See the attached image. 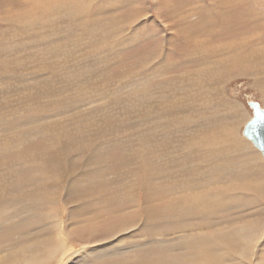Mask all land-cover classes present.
Instances as JSON below:
<instances>
[{
  "label": "rangeland",
  "instance_id": "1",
  "mask_svg": "<svg viewBox=\"0 0 264 264\" xmlns=\"http://www.w3.org/2000/svg\"><path fill=\"white\" fill-rule=\"evenodd\" d=\"M250 100L264 108V0H0V145H9L0 146V198L13 209L1 211L0 257L42 244L24 261L43 264L58 220L76 241L53 264H109L150 247L167 256L156 244L198 232L183 227L178 196L214 187L226 209L206 232L263 223L264 198L241 187L251 168H222L230 129L244 137ZM196 181L201 189H183Z\"/></svg>",
  "mask_w": 264,
  "mask_h": 264
},
{
  "label": "bare ground",
  "instance_id": "2",
  "mask_svg": "<svg viewBox=\"0 0 264 264\" xmlns=\"http://www.w3.org/2000/svg\"><path fill=\"white\" fill-rule=\"evenodd\" d=\"M40 4V3H39ZM38 4H36V6H37ZM240 5V4H239ZM228 6V5H227ZM38 8V7H37ZM223 8H225L224 6H223ZM228 10V9H227ZM232 10V9H231ZM51 13V12H50ZM230 14V13H229ZM232 14V13H231ZM234 15V14H233ZM25 16H27V15H25ZM230 16H232V15H230ZM216 17V16H215ZM222 17H224V16H222ZM218 18V17H217ZM228 18V17H227ZM219 19H221V18H219ZM22 28V27H21ZM201 46V45H200ZM214 50V49H213ZM42 52V51H41ZM227 58V57H226ZM210 66V65H209ZM207 67V66H206ZM209 68V67H208ZM40 70V69H39ZM35 71V70H34ZM40 72V71H39ZM186 77V76H185ZM8 80V79H7ZM258 81V80H257ZM146 91V90H145ZM221 95V94H220ZM231 104V103H230ZM165 106V105H164ZM232 106V105H231ZM231 108V107H230ZM238 108V107H237ZM187 109V108H186ZM166 110V109H165ZM172 111V110H171ZM234 111V110H233ZM166 112V111H165ZM242 112V111H241ZM218 113V112H217ZM230 113V112H229ZM218 114H220V113H218ZM244 114V113H243ZM235 115H239V112L238 113H235L234 112V115L233 116H235ZM219 116V115H218ZM227 116V115H226ZM241 118H244V116L242 117V115H241ZM153 119V118H152ZM224 119V118H223ZM159 120V119H158ZM216 120H217V118H216ZM201 121H203V120H201ZM226 121V120H225ZM217 123H218V121H217ZM229 123V122H228ZM232 123V122H231ZM214 124V123H213ZM221 124V123H220ZM164 125V124H163ZM171 125V124H170ZM236 125V124H235ZM215 126V125H214ZM218 127V126H217ZM229 127V126H228ZM232 127H234V125H232ZM209 128V127H208ZM220 128V127H219ZM174 129V128H173ZM226 129V128H225ZM228 130V129H227ZM236 130V129H235ZM235 130H234V128H231L230 129V131H229V134H228V137H227V139L226 140H228V145H230V146H228V148L230 147L231 149H230V151L228 152V153H226L225 152V154H226V156H225V158L228 160V161H224V162H227L226 164H223V166L224 167H222V168H227L226 169V171H227V173L229 174L230 173V168H231V170L232 171H234L233 170V168L234 169H237L238 167L239 168H241L242 170L243 169H245V168H248V167H250L251 169H250V171H248V174H249V176H247V177H244L243 179H245V180H247V181H245L244 183H243V185L241 186L243 189H245L246 187L248 188V189H250V191L251 192H253V193H257V194H259L262 198H264V161H263V158H264V156L262 155V157L263 158H261L260 156H259V154L258 153H256L254 150H252L251 149V145H253V143L250 141V144L251 145H248V139L246 138V137H241L240 139H237V137H236V134H235ZM226 133H228V132H226ZM224 135V134H223ZM2 139H4V138H2ZM7 139V138H6ZM247 139V141H245ZM224 140V139H223ZM88 141V140H87ZM136 141H137V139H136ZM201 141V140H200ZM0 142H2V141H0ZM222 142V141H221ZM5 143V141L0 145V146H2L3 144ZM7 143H9L8 141H7ZM142 143V142H141ZM204 143H206V142H204ZM226 143H227V141H226ZM11 144V143H10ZM72 145V144H71ZM225 145V144H224ZM4 146H5V144H4ZM3 146V147H4ZM7 146H9L8 144H7ZM7 146H5V148L7 147ZM2 147V148H3ZM220 147V146H219ZM253 147V146H252ZM255 147V146H254ZM10 148V147H9ZM227 148V147H226ZM225 148V149H226ZM258 149V148H257ZM259 150V149H258ZM19 151V150H18ZM67 151H71V149L70 150H67ZM67 151H65L66 153H68ZM96 151V150H95ZM242 151V152H244V151H247V152H251V151H253V154H254V158H253V156H252V158L249 160V162H248V164L247 165H242V164H238V160L236 159V157H238V156H240V154H245V153H240V152ZM261 152V151H260ZM218 153H219V151H218ZM252 153V152H251ZM69 154V153H68ZM71 154V153H70ZM91 154V153H90ZM98 154H99V152H98ZM201 154V153H200ZM221 154V153H220ZM219 154V155H220ZM50 155V154H49ZM49 155H47V156H49ZM67 155V154H66ZM92 155V154H91ZM246 155V154H245ZM59 156V155H58ZM222 156V155H221ZM34 157V156H33ZM66 157V156H65ZM87 157H89V156H87ZM91 157H93V155L91 156ZM95 157H97V155L95 156ZM215 157V156H214ZM217 157H218V155H217ZM220 157V156H219ZM46 158H48V157H46ZM45 158V159H46ZM69 158V157H68ZM71 158V157H70ZM221 158V157H220ZM220 158H218V159H220ZM240 158H242V157H240ZM247 158V157H246ZM49 159V158H48ZM48 159H46V160H48ZM65 159V158H64ZM93 159V158H92ZM50 160V159H49ZM59 160V159H58ZM74 160V159H73ZM94 160V159H93ZM97 160V159H96ZM235 160L237 161V163H234L235 162ZM75 161V160H74ZM89 161V159L87 160V162ZM139 161V160H138ZM45 162V161H44ZM43 161H42V163H44ZM52 162V161H51ZM58 162V161H57ZM79 162V161H78ZM7 163V162H6ZM52 163H54V161L52 162ZM56 163V162H55ZM239 163H241V162H239ZM5 164V163H4ZM22 164V163H21ZM57 164V163H56ZM56 164H54V165H56ZM88 164H90V163H88ZM94 164V163H93ZM96 164V163H95ZM95 164L93 165V167H95ZM3 165V164H2ZM23 165V164H22ZM46 165V164H45ZM60 165V164H59ZM206 165V164H205ZM46 166H49L48 165V163H47V165ZM58 166V165H57ZM72 166H75V167H73L72 168V170H74V169H77V167H78V165L77 164H72ZM85 166H88V165H85ZM13 167V166H12ZM52 167V166H51ZM55 167L56 166H54V169H55ZM67 167V166H66ZM201 167V166H200ZM219 167V166H218ZM22 168V167H21ZM28 168V167H27ZM38 168V167H37ZM45 168V167H44ZM88 168H91V167H89L88 166ZM212 169H214V170H216L215 169V167H211ZM48 169V168H47ZM58 169V168H57ZM56 169V170H57ZM186 169V168H185ZM202 169V168H201ZM41 170V169H40ZM49 170V169H48ZM51 170V169H50ZM56 170H54L55 172H56ZM59 170V169H58ZM63 170V169H62ZM69 170V169H68ZM67 170V171H68ZM71 170V171H72ZM89 170H91V169H88V170H86V172L88 171L89 172ZM60 171V170H59ZM181 171V170H180ZM187 171V170H186ZM58 172V171H57ZM65 172V171H64ZM69 172H70V170H69ZM95 172L97 173V171L95 170ZM79 173V172H78ZM197 173V172H196ZM213 173V172H212ZM39 175H41V174H39ZM81 175L83 176V174H82V172H81ZM87 174H85V176H86ZM91 175H94V174H92L91 173ZM90 175V176H91ZM160 175V174H159ZM207 175H209V174H207ZM207 175H205L206 177H208ZM15 176V175H14ZM54 176V175H53ZM58 176H59V174H58ZM61 176V175H60ZM89 176V175H88ZM213 177L214 179L213 180H215V179H217L216 177H214V176H212V175H209V177ZM8 177V176H7ZM55 177V176H54ZM210 177V178H211ZM0 178H1V176H0ZM86 178V177H85ZM89 178V177H88ZM98 178V177H97ZM25 179V178H24ZM37 179V178H36ZM69 179H71V178H69ZM87 179V178H86ZM89 179H91V178H89ZM22 180V179H21ZM97 180V179H96ZM95 180V181H96ZM252 180H254V182H251ZM3 181V180H2ZM1 181V182H2ZM70 181V183L69 184H67V185H69V188H67L66 186H65V188H67V189H72L73 188V186L75 185V183H76V180L75 179H72V180H69ZM89 181V180H88ZM100 181V180H99ZM20 182V181H19ZM30 182V181H29ZM64 182V181H63ZM190 182V181H189ZM197 182V181H196ZM216 182V181H215ZM67 183V182H66ZM89 182H87V184H88ZM91 183V182H90ZM100 183V182H99ZM104 183V182H103ZM18 184V183H17ZM52 184V183H51ZM78 185H80V183L78 182L77 183ZM85 184H86V182H85ZM84 183L82 184V186H84L85 185ZM86 184V185H87ZM109 184V183H108ZM196 185H190V187L188 188L187 187V183L186 184H184L185 186H184V190H189V189H201L203 186L202 185H200V183L199 182H197V183H195ZM215 184V183H214ZM238 184V183H237ZM24 185V184H23ZM39 185H40V183H39ZM90 185V184H89ZM97 185V184H96ZM189 185V184H188ZM227 185V184H226ZM45 186H47V185H45ZM77 186V185H76ZM223 186V185H222ZM230 186H231V184H230ZM229 186V187H230ZM237 186V185H236ZM24 187V186H23ZM40 187H43V186H40ZM87 187V186H86ZM46 188V187H45ZM64 188V189H65ZM81 188V187H80ZM79 188V189H80ZM188 188V189H187ZM242 188H241V190H242ZM37 189H38V187H37ZM40 189V188H39ZM43 189V188H42ZM87 189V188H86ZM96 189V188H95ZM100 189V188H99ZM105 189V188H104ZM182 189V190H183ZM211 188H209V190H210ZM225 189V188H224ZM227 189V188H226ZM240 189V188H239ZM49 190H51V189H49ZM66 190V189H65ZM89 190V189H88ZM101 190V189H100ZM207 191V193L206 194H193V193H191V194H182V195H180V196H178V197H180L179 198V201H178V208H179V210H182L183 211V215H186V217L187 218H189L190 220H186V219H184V220H186V221H189L188 223L189 224H187V225H184L183 227H193L194 225L196 226V228H198V232H194L193 234H191L190 233V235H188V234H184L183 235V237L180 239V240H178V241H176V242H174V241H170L169 240V242H172L173 244H171L170 246H167V244H165V246H167V249H164V248H162L163 247V245L164 244H156V247L154 248V249H156V250H158V249H162L164 252H169V254L167 255V256H165V254H162V255H164V256H159V257H155V256H150L151 255V253L153 254V252H150L152 249H151V247L150 248H145L144 250H140V251H134L132 254H130V253H128V251H122L123 253H124V256L123 257H117L120 253H118L117 255H116V252L114 251L115 250V248L114 249H112L111 251L112 252H108V253H102V252H99V253H101L99 256H98V259H102V258H104V261L106 260V259H108V258H113L112 256L113 255H116V256H114L115 258H113V262L111 261L109 264H264V256H261V248H259L258 247V245H260L259 243H261V241L264 239V222L263 223H261V224H258V225H256V226H252V227H250V226H246V225H244V224H239L238 226H235V227H230L232 230H233V232L232 233H227L226 232V230L227 231H230L231 229H224L223 230V232H221V233H219L220 231H207L206 232V230L205 229H209V228H214V226L216 225H214V223H213V219H212V217H214V216H216L217 214L216 213H219V211H221V210H225L226 209V204H225V206H224V203L222 204L221 202H219L218 200H217V198H216V194H217V192L219 193L220 192V188H218V187H214L213 188V190L211 189V191H213V194H214V196H215V198H209V193L211 192V191ZM263 190V191H262ZM31 191H32V189H31ZM79 191V190H78ZM86 191V190H85ZM249 191V192H250ZM262 191V192H261ZM61 192V191H60ZM238 192V191H237ZM16 193H17V191H16ZM55 193V192H54ZM59 193V192H58ZM80 193V192H79ZM85 193V192H84ZM83 193V191H82V194H84ZM94 193V192H93ZM1 194V193H0ZM9 194H11V193H9ZM76 194V193H75ZM78 194V193H77ZM8 195V194H7ZM70 195V194H69ZM190 195V196H189ZM25 196V195H24ZM31 196V195H30ZM35 196V195H34ZM87 196V195H86ZM19 197V196H18ZM152 197V196H151ZM185 197V198H184ZM21 198V197H20ZM147 198V197H146ZM16 199V198H15ZM25 199H26V196H25ZM137 199V198H136ZM135 199V200H136ZM208 199V200H207ZM8 200H10L9 198H8ZM17 200V199H16ZM22 200V199H21ZM21 200H19L20 202H21ZM38 200V199H37ZM43 200V199H42ZM77 200H79V199H77ZM106 200V199H105ZM205 200L207 201V202H205ZM228 200V199H227ZM229 200H231V198L229 199ZM13 200H11V204L13 205V202H12ZM23 201V200H22ZM25 201V200H24ZM23 201V202H24ZM30 201V200H29ZM32 201V200H31ZM75 201V200H74ZM38 202V201H37ZM93 202V201H92ZM96 202V201H95ZM148 202V201H147ZM151 202V201H150ZM177 202V201H176ZM209 202V204H205V205H202L203 203H208ZM16 203H18L17 201H16ZM16 203H15V205H16ZM22 203V202H21ZM39 203V202H38ZM45 203V202H44ZM78 203V202H77ZM229 203V202H228ZM19 204V203H18ZM17 204V205H18ZM24 204V203H23ZM95 204V203H94ZM3 205H5V206H7V210H8V208H9V211H11V210H13V209H11L10 210V204L9 203H7L5 200H2L1 198H0V226L2 225V221L1 220H5L6 218H5V216L3 217V215L1 214V211L2 210H4L5 208L3 207ZM8 205L10 206V207H8ZM14 205V206H15ZM21 205V204H20ZM45 205V204H44ZM79 205H80V202H79ZM164 205H165V203H164ZM19 206V205H18ZM39 206V205H38ZM63 206V205H62ZM81 206H82V204H81ZM90 206H91V203H90ZM94 206V205H93ZM167 206V204L163 207V208H165ZM228 206V205H227ZM24 207H26V206H24ZM24 207H22V208H24ZM41 207H42V204H41ZM80 207V206H79ZM84 207V206H83ZM4 208V209H3ZM14 208V207H13ZM21 207H20V209H22ZM36 208V207H35ZM191 208V210L190 211H192L193 213H190V211H189V209ZM259 208V207H258ZM19 209V210H20ZM43 209V208H42ZM76 209V208H75ZM79 209V208H78ZM81 209V208H80ZM83 209H85V208H83ZM149 209V208H148ZM177 209V208H176ZM176 209L174 208V209H172V213L175 215L176 214ZM32 210V209H31ZM36 210V209H35ZM164 210V209H163ZM162 210V211H163ZM194 210V211H193ZM26 212H27V210H25ZM28 211H30V210H28ZM33 211V210H32ZM31 211V212H32ZM75 212L77 211H79V210H74ZM150 211H152V210H150ZM156 211V210H155ZM243 211V210H242ZM6 212H8V211H6ZM16 212V211H15ZM14 212V213H15ZM19 212V211H18ZM17 212V213H18ZM21 212V211H20ZM30 212V213H31ZM75 212H73V213H75ZM142 212V211H141ZM153 212H154V210H153ZM166 212H167V210H166ZM171 212V211H170ZM4 213H5V211H4ZM9 213V212H8ZM17 213H15L16 215H17ZM33 213V212H32ZM31 213V214H32ZM71 214H72V212H70ZM157 213H161V212H157ZM6 214V213H5ZM27 214V213H26ZM31 214H28V215H31ZM35 214V213H34ZM70 214V215H71ZM83 214V213H82ZM143 214V213H142ZM148 214H150V213H148ZM156 214V213H155ZM170 214V213H169ZM169 214H165V215H169ZM182 214V213H181ZM180 214V215H181ZM231 214V213H230ZM6 215H8V218L10 217L9 216V214H6ZM10 215H13V212H12V214H10ZM22 215H24V214H22ZM152 215V214H151ZM162 214H159V216H161ZM238 215V214H237ZM39 216V215H38ZM82 216V215H81ZM157 216V215H156ZM155 216V217H156ZM175 216H177V215H175ZM174 216V217H175ZM12 217V216H11ZM28 218H29V216H27ZM26 217V218H27ZM45 217V216H44ZM79 217V216H78ZM77 217V218H78ZM169 217V216H168ZM173 217V216H172ZM228 217V216H227ZM14 218H15V215H14ZM17 218V217H16ZM25 218V219H26ZM31 218V217H30ZM29 218V219H30ZM80 218V217H79ZM216 218V217H215ZM220 218V217H219ZM218 218V219H219ZM225 218V217H224ZM12 219V218H11ZM18 219V218H17ZM24 218H23V220H25ZM42 219V218H41ZM149 219H151V218H149ZM217 219V218H216ZM242 219V218H241ZM9 220H10V218H9ZM12 220H14V219H12ZM11 220V221H12ZM23 220H21V222L23 221ZM27 220V219H26ZM35 220V219H34ZM33 220V221H34ZM40 220V219H39ZM47 220V219H46ZM137 220H139L138 218H137ZM154 220V219H153ZM220 220V219H219ZM225 220V219H224ZM6 221H7V219H6ZM18 221V220H17ZM16 221V219H15V222H17ZM28 221V220H27ZM27 221H25V222H27ZM44 221V220H43ZM78 222H79V220H77ZM183 221V220H182ZM221 221V220H220ZM240 221V220H239ZM8 222H10V221H8ZM8 222H5V223H8ZM19 223H17V224H20L21 222L20 221H18ZM29 222V221H28ZM27 222V223H28ZM58 224H57V230H58V236L57 237H55L54 238V240H53V247L55 248V250L54 251H49V253L50 254H52V255H50L49 253L48 254H46L47 255V258H46V260L45 261H43V264H53V263H55V261H60V260H62V258H63V256L71 249V247H72V245H71V241H76V236L74 237V238H72L73 237V235H71V236H69V234H67V233H63L62 231H61V229H60V227H61V223H62V221L60 220H58ZM147 222H149V221H147ZM3 223H4V221H3ZM4 223V224H5ZM26 223V224H27ZM30 223H31V221H30ZM44 223V222H43ZM144 223H145V221H144ZM230 223V222H229ZM237 223V222H236ZM16 224V223H15ZM75 224V223H74ZM167 224V223H166ZM64 225V224H63ZM163 225V224H162ZM5 226V225H4ZM6 226H8V225H6ZM11 226V225H10ZM13 226V225H12ZM26 226V225H25ZM28 226V225H27ZM153 226V225H152ZM17 227V226H16ZM1 228V227H0ZM3 228V227H2ZM18 228V227H17ZM19 228H20V226H19ZM24 228V227H23ZM33 228V227H32ZM194 228V227H193ZM201 228V229H200ZM217 228H219V227H217ZM6 229H8L7 227H6ZM5 229V230H6ZM10 229V228H9ZM8 229V230H9ZM14 229V228H13ZM67 229V228H66ZM4 230V229H3ZM4 230V231H5ZM18 230V229H17ZM44 230V229H43ZM63 230V229H62ZM14 231V230H13ZM21 231V230H20ZM31 231V230H30ZM67 231V230H66ZM6 232V231H5ZM8 232H11V230L10 231H8ZM12 233V232H11ZM36 233V232H35ZM2 234H3V232H2ZM1 234V235H2ZM5 235L4 236H7V234L6 233H4ZM20 234H22V233H20ZM9 235V234H8ZM26 235V234H25ZM30 235H32V234H30ZM22 236H24V234H22ZM27 236V235H26ZM8 238H9V236H7ZM12 237V236H11ZM14 237V236H13ZM20 236H18V238H19ZM41 237V236H40ZM181 237V236H180ZM3 238V237H2ZM5 238V237H4ZM14 238H16V236L14 237ZM13 238V239H14ZM17 238V239H18ZM22 238V237H21ZM26 238V237H25ZM20 239V238H19ZM24 239V238H23ZM27 239H29V238H26V240ZM30 240V239H29ZM28 240V241H29ZM168 240V239H167ZM167 240H166V242H167ZM173 240V239H172ZM10 241H11V238H10ZM14 241V240H13ZM13 241H11V243L13 242ZM18 241V240H17ZM21 241V240H20ZM45 241H47V240H45ZM37 242V241H36ZM35 242V243H36ZM42 242V241H41ZM40 242V243H41ZM49 242V241H48ZM47 242V243H48ZM160 242V241H159ZM165 242V241H164ZM3 243V242H2ZM168 243V242H167ZM263 243V242H262ZM262 243H261V245H262ZM26 245H27V243H25ZM170 244V243H169ZM220 244H225V246H226V248H220L219 246H220ZM1 245V244H0ZM11 245V244H10ZM16 245H17V243H16ZM15 245V246H16ZM43 245H44V243H43ZM260 245V247H263V246H261ZM19 246V245H18ZM24 246V245H23ZM155 246V245H154ZM224 246V245H223ZM147 247V246H146ZM11 248H13V247H11ZM14 248H17V247H14ZM40 248H42V244H40V245H38V244H30V245H28V246H26V247H20V249L17 251V252H15L14 254H7V255H3V256H1L0 257V264H22V262H23V264L25 263L26 264V262L24 261V260H27V258L29 257L31 260V262L33 261V259L37 256V253L39 252V249ZM73 248V247H72ZM10 249V248H9ZM104 249V248H103ZM151 249V250H150ZM160 249V251H162ZM229 249V250H228ZM263 249V248H262ZM82 250V249H81ZM100 250V249H99ZM192 251V250H197V251H199L200 250V252L199 253H195L194 255L192 254V253H190L189 251ZM230 250H234V252L235 253H232V252H230ZM13 251V250H12ZM47 251V250H46ZM45 251V252H46ZM152 251H155V250H152ZM8 253H10V252H8ZM87 253V252H86ZM92 253V252H91ZM127 253V254H126ZM163 253V252H162ZM262 253H264V251H262ZM90 254V253H89ZM95 254V253H94ZM149 254V255H148ZM53 255L54 256H56L57 257V255H58V257L57 258H55V257H53ZM72 255V254H71ZM82 255H84V254H82ZM86 255V254H85ZM123 254H121V256H122ZM68 256V255H67ZM65 257V256H64ZM72 257V256H71ZM116 257H117V259H116ZM87 258V257H86ZM92 258V256L90 255V259ZM57 259V260H56ZM64 259V258H63ZM38 260V259H37ZM36 260V261H37ZM93 260V259H92ZM91 260V261H92ZM29 261V262H30ZM79 261V260H78ZM80 261H82V260H80ZM28 262V263H29ZM35 262V261H34ZM34 262L33 263H30V264H34ZM27 263V264H28ZM94 263V262H93ZM36 264V263H35Z\"/></svg>",
  "mask_w": 264,
  "mask_h": 264
},
{
  "label": "water",
  "instance_id": "3",
  "mask_svg": "<svg viewBox=\"0 0 264 264\" xmlns=\"http://www.w3.org/2000/svg\"><path fill=\"white\" fill-rule=\"evenodd\" d=\"M248 105L252 109V117L244 125L242 135L250 140L264 156V108L253 100H250Z\"/></svg>",
  "mask_w": 264,
  "mask_h": 264
}]
</instances>
